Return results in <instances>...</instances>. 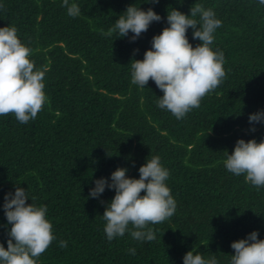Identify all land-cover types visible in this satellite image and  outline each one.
<instances>
[{
	"label": "trees",
	"instance_id": "1",
	"mask_svg": "<svg viewBox=\"0 0 264 264\" xmlns=\"http://www.w3.org/2000/svg\"><path fill=\"white\" fill-rule=\"evenodd\" d=\"M76 2L81 15L70 17L62 0H3L0 27L15 26L30 59L45 70L47 103L27 124L13 114L0 116V206L15 185L37 206H47L56 239L36 264H182L191 249L229 264L232 242L254 230L264 239V188L223 163L237 139L264 137V126L249 131L247 120L264 111V6L257 0ZM132 3L161 16L135 42L109 32ZM195 3L222 21L212 47L224 54L225 78L177 120L156 106L162 92L151 79L145 88L131 82V61L142 60L151 38L167 27L170 8L188 15ZM186 36L193 47L199 43L191 29ZM152 155L169 170L174 215L150 225L152 241H135L127 232L107 241L101 216L114 190L89 198L92 181L118 167L139 178L138 168ZM9 228L0 207L5 248Z\"/></svg>",
	"mask_w": 264,
	"mask_h": 264
},
{
	"label": "clouds",
	"instance_id": "2",
	"mask_svg": "<svg viewBox=\"0 0 264 264\" xmlns=\"http://www.w3.org/2000/svg\"><path fill=\"white\" fill-rule=\"evenodd\" d=\"M157 2L145 0L143 3ZM257 3L264 6V0ZM62 6L70 17L81 15L76 0H62ZM3 7L0 0V10ZM166 13L167 27L151 38L150 49L144 51L142 60L131 61L130 75L131 82L140 88H145L151 79L162 92L156 106L180 120L190 110L198 108L202 98L225 78L224 54L212 47L214 34L222 21L212 8L200 3H195L188 15L174 8ZM160 20L161 16L151 7L142 10L132 3L117 17L109 32L135 42L152 22ZM188 29H191L192 39L199 40L195 47L186 36ZM136 51L134 49L133 54ZM30 57L31 49L21 42L17 28L0 27V116L13 114L21 124L34 120L47 103L45 70L37 68ZM247 120L249 131H255L251 125L264 126V111L249 114ZM224 153L223 163L229 173L243 175L252 186L264 188V137L259 142L237 139L231 154ZM126 172V168L118 167L107 179L93 180L88 197L99 200L106 188L114 190L101 216L107 241L122 237L126 232L135 241H152L156 235L150 225L163 222L176 211V201L166 184L169 170L161 164L158 155H152L138 168L139 178L128 177ZM28 200L27 191L19 185L4 194L0 207L10 228L6 232L7 247L0 244V264H36L56 239L47 218V206H37L31 200L26 204ZM257 236L254 230L232 242L229 264H264V239ZM59 245L66 247L67 242L61 240ZM128 252L135 255V248H129ZM182 264H218V260L214 254L205 258L201 252L191 249L183 255Z\"/></svg>",
	"mask_w": 264,
	"mask_h": 264
}]
</instances>
